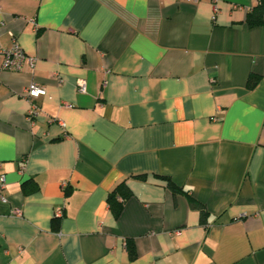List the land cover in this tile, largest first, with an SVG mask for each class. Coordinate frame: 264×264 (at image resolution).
Returning <instances> with one entry per match:
<instances>
[{
    "label": "crops",
    "instance_id": "crops-1",
    "mask_svg": "<svg viewBox=\"0 0 264 264\" xmlns=\"http://www.w3.org/2000/svg\"><path fill=\"white\" fill-rule=\"evenodd\" d=\"M256 3L0 0V48L35 58L0 72V264H264Z\"/></svg>",
    "mask_w": 264,
    "mask_h": 264
},
{
    "label": "built area",
    "instance_id": "built-area-1",
    "mask_svg": "<svg viewBox=\"0 0 264 264\" xmlns=\"http://www.w3.org/2000/svg\"><path fill=\"white\" fill-rule=\"evenodd\" d=\"M216 12V8H215ZM214 18V16H213ZM0 55L2 56V61L0 65V72L1 71H10V72H18L22 70V67L25 63L33 64L35 58L28 56L20 44L17 42L16 39L12 40V43L7 48H0ZM77 91L80 93H84L86 91V83L83 79H78L76 82ZM46 93V89L44 86L38 84L35 81H31L27 84L24 89L23 96L31 101V109L27 113V118L29 122L33 124L34 119L38 115V108L35 103V100L39 97L44 96ZM22 170L20 169L19 172ZM5 187V175L1 172V165H0V198H3L2 191ZM117 199L122 201V197L117 195ZM15 214L20 216V211L18 209L15 210ZM54 215L56 217L62 215V209L56 208L54 211Z\"/></svg>",
    "mask_w": 264,
    "mask_h": 264
},
{
    "label": "trees",
    "instance_id": "trees-1",
    "mask_svg": "<svg viewBox=\"0 0 264 264\" xmlns=\"http://www.w3.org/2000/svg\"><path fill=\"white\" fill-rule=\"evenodd\" d=\"M263 16H264V0H257V3L252 7L251 11L247 14L246 20L249 25L256 26L262 24ZM25 183H23V185ZM167 187H169V189L173 193L181 192V189L177 187L170 179H167ZM117 195L119 196L122 195L125 198L127 197L128 190L125 184H121L119 187L113 190L108 196V204L114 216H118L124 202V198L121 196L123 200L120 201L117 199ZM188 202L191 207L197 208L200 211L201 217L204 218L206 213L204 206L191 196H188ZM127 248L129 250V254H131L132 256L133 247L129 242H127Z\"/></svg>",
    "mask_w": 264,
    "mask_h": 264
}]
</instances>
